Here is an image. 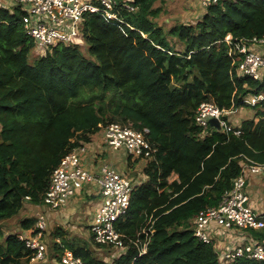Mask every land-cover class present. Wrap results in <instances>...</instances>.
<instances>
[{
	"label": "trees",
	"instance_id": "obj_1",
	"mask_svg": "<svg viewBox=\"0 0 264 264\" xmlns=\"http://www.w3.org/2000/svg\"><path fill=\"white\" fill-rule=\"evenodd\" d=\"M157 1L163 0H125L131 10L117 0L113 19L85 13L80 46L87 44L90 58L77 43L37 49L21 12L0 5V220L15 216L25 203L45 206L61 158L118 122L148 128L156 148L144 165L148 180L134 188L119 223L135 236L151 216L147 250L138 255L130 246L114 254L91 240L97 255L56 228L53 235L62 241L52 240L53 258L59 261L68 248L85 264H264V259L222 261L216 243L198 240L193 230L194 215L232 188L243 155L264 161V101L243 102L264 94V69L259 79L239 73L242 55L231 56L223 41L228 33L264 36V0H223L206 7L195 23L166 31L154 20L161 10L154 7ZM207 100L222 108L249 107L254 114L233 126L238 135L204 130L194 115ZM36 222L26 217L20 226L34 235ZM250 233L264 238V229ZM31 257L32 249L16 233L4 236L0 227V264H31Z\"/></svg>",
	"mask_w": 264,
	"mask_h": 264
},
{
	"label": "built area",
	"instance_id": "obj_2",
	"mask_svg": "<svg viewBox=\"0 0 264 264\" xmlns=\"http://www.w3.org/2000/svg\"><path fill=\"white\" fill-rule=\"evenodd\" d=\"M10 1L14 4L13 7L21 12L23 29L39 50L52 44L82 41L83 15L87 12H101L107 19L116 18L118 15L117 0ZM222 1L199 0L204 9ZM123 6L134 9L127 3ZM223 41L228 45L231 56L235 53L242 55L237 65L239 73L259 79L260 70L264 69V54L256 50L254 45L264 46V36L233 38L228 33ZM260 101H264V94L249 95L243 99V102L251 106ZM238 109L222 108L210 100L202 101L196 108L194 121L205 130L209 127L215 128L210 126L209 120L216 118L220 126L218 130H232L238 135L240 130L235 129L228 121L229 115ZM148 132L146 127L140 130L130 124L111 122L104 127L102 138L107 146L123 149L132 160H141L145 164L154 158L156 152V148L147 138ZM82 152H86L84 144L74 147L61 158L51 173L43 204L49 209H60L83 185H95L101 196V205L94 212L90 222L91 240L111 247L114 254L123 253L130 246L138 249V255L145 253L152 234V217H146L144 227L135 236L122 231L119 224L130 205L134 189L133 179L125 170H118L105 162L100 164L97 172L87 169L80 157ZM252 177L264 178V161L243 155L241 171L234 178L232 188L225 190L216 205L201 209L194 215V235L205 243L214 241L222 261L236 258L264 259V238H254L250 233V230L264 229V212L258 213L254 210L248 191L249 178ZM39 215L41 217L35 223V227L39 228L36 234H17L25 245L32 249L31 262L41 260L47 254V246L41 234L46 221L43 214ZM58 262L85 264L81 257L68 248L62 251Z\"/></svg>",
	"mask_w": 264,
	"mask_h": 264
},
{
	"label": "rangeland",
	"instance_id": "obj_3",
	"mask_svg": "<svg viewBox=\"0 0 264 264\" xmlns=\"http://www.w3.org/2000/svg\"><path fill=\"white\" fill-rule=\"evenodd\" d=\"M9 3L11 4V7H7V8L10 11H12L14 4L11 3L10 0ZM122 3H125V0H122ZM0 5H3V3L0 2ZM157 6H160L161 10L154 20L158 25H161L165 31L168 30L174 24L195 23L202 16L205 10L199 6L198 0H163L161 3L157 1L154 4V7ZM77 44L79 45L83 54L90 58L91 56L87 51V44L85 45L83 44L80 46V44H82V41L80 40H77ZM30 59H33V56L30 55ZM253 114H254V110L252 108L240 107L237 112H234L233 114L229 115L228 121L232 125H239L242 122V120L248 117H253ZM102 137L103 136L100 134V132H97L93 135L94 141L96 142L99 141L101 142V144L103 143ZM107 149H108L106 151L108 153L107 157H113V155L117 154L116 152L111 151L112 150L111 148L110 149L107 148ZM84 156H85V152H82L80 154L82 162L83 159H85ZM124 165H125L124 158H121L119 161V166H120L119 168H121ZM260 181L261 182H259L256 178L252 179L254 192L251 194V200H252L251 202L254 210L258 213L264 212V178L261 177ZM74 198L77 197L75 196ZM83 198L84 199L86 198L85 202L87 203L88 202L87 197L83 196ZM41 209H42V205L34 206L32 204L25 203L24 207L15 216L9 219L0 220V227L2 229L4 236L7 235L8 233H16V234L22 233L28 235L30 231L23 230L20 226V221L26 217H36L38 219L39 217H41L39 214H43L40 213L42 212ZM93 210L94 209H92V203H88L86 205L82 203L80 205V211L78 208L76 210L75 215H72V217L69 218V221H67L65 218H62L60 213L58 214L55 213L53 217L51 216L52 217L50 218L51 221L47 220V218H44L46 221L45 229L44 232L41 234L43 235L42 239L47 246V254L41 260L32 261L31 264H60L55 258H53L52 255H54V250L53 248H51L53 243L52 240H55L58 243L59 242L61 243L62 241L61 237L55 238V236L53 235V231L57 228L56 225H58V228L64 232L63 236L65 239H67L68 241H72L74 243H80V244L84 243L88 248L93 249L95 254L99 255L100 253H98V251H96L93 248L92 241L90 238L89 225H88L90 220L89 217H91L95 212V210L94 212ZM43 215L45 216V214ZM49 215H53V213H50ZM39 224L41 225L40 222ZM64 229L66 231V234Z\"/></svg>",
	"mask_w": 264,
	"mask_h": 264
},
{
	"label": "crops",
	"instance_id": "obj_4",
	"mask_svg": "<svg viewBox=\"0 0 264 264\" xmlns=\"http://www.w3.org/2000/svg\"><path fill=\"white\" fill-rule=\"evenodd\" d=\"M0 2L3 3V5L6 7H11L9 0L8 1L7 0H0ZM199 6L201 8H203L200 5V2H199ZM255 49L261 53H264V46H256ZM85 147H86V152H85V156H84L85 159H83V164L87 169H89L93 172H97L99 170L100 164L105 162V163L110 164L111 166L115 167L118 170H125L127 173H129V175L133 179L134 188L140 186L141 184H143L144 182H146L148 180V175L144 171V165H145L144 162H142L141 160H132L126 154V152L123 149H118V148L107 146L104 142L102 144L99 141L96 142V141H94L93 136H91L90 142L85 143ZM107 148H109V149L111 148L112 149L111 151L116 152L117 154L113 155V157H107V155H108V153L106 152L108 150ZM121 158H124L125 165L122 166L121 168H119L120 167L119 161ZM253 178H256V177L249 178L250 182H249V186H248V191H249L250 195L254 192L253 191L254 186L252 183ZM256 179L259 182H261L260 178H256ZM75 196L77 198H74ZM83 196L87 197V199H88L87 203L85 202L86 198L84 199ZM72 197H71L70 201L68 200L66 205L61 207L60 209L53 210V209H49L45 206H42V209H41L42 212H40V213L45 214L46 217L44 215L43 216L45 218H47V220H50V218H52L55 213H57V214L60 213L62 218H65L67 221H69V218L72 217V215H75L76 210L78 208L80 211V205L82 203L85 205L88 203H92V209H94L95 211L101 205V196L99 194V191L95 187V185H92V184L83 185V187L80 190H78L76 192V194ZM94 210H93V212H94ZM50 213H53V215H49ZM93 215L91 217H89L90 218L89 224H88L89 226H90V222L92 220ZM56 227L58 228V225H56ZM64 231H65V229H64ZM65 234H66V231H65Z\"/></svg>",
	"mask_w": 264,
	"mask_h": 264
},
{
	"label": "water",
	"instance_id": "obj_5",
	"mask_svg": "<svg viewBox=\"0 0 264 264\" xmlns=\"http://www.w3.org/2000/svg\"><path fill=\"white\" fill-rule=\"evenodd\" d=\"M209 124H210V126H213L216 129H219L220 128L219 123H218V120L216 118H211L209 120Z\"/></svg>",
	"mask_w": 264,
	"mask_h": 264
}]
</instances>
